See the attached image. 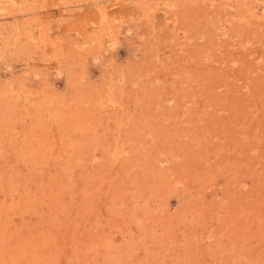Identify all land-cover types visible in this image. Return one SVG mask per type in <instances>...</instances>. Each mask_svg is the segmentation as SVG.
<instances>
[{"label":"rangeland","instance_id":"1","mask_svg":"<svg viewBox=\"0 0 264 264\" xmlns=\"http://www.w3.org/2000/svg\"><path fill=\"white\" fill-rule=\"evenodd\" d=\"M0 264H264V0H0Z\"/></svg>","mask_w":264,"mask_h":264}]
</instances>
